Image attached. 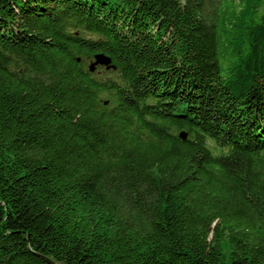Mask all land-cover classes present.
<instances>
[{
    "label": "trees",
    "instance_id": "trees-1",
    "mask_svg": "<svg viewBox=\"0 0 264 264\" xmlns=\"http://www.w3.org/2000/svg\"><path fill=\"white\" fill-rule=\"evenodd\" d=\"M46 259L264 264V0H0V264Z\"/></svg>",
    "mask_w": 264,
    "mask_h": 264
},
{
    "label": "water",
    "instance_id": "water-1",
    "mask_svg": "<svg viewBox=\"0 0 264 264\" xmlns=\"http://www.w3.org/2000/svg\"><path fill=\"white\" fill-rule=\"evenodd\" d=\"M98 67H105L107 70L112 68V59L105 54H96L93 61L89 64L90 73H94ZM50 264H58L52 260L46 259Z\"/></svg>",
    "mask_w": 264,
    "mask_h": 264
},
{
    "label": "rangeland",
    "instance_id": "rangeland-1",
    "mask_svg": "<svg viewBox=\"0 0 264 264\" xmlns=\"http://www.w3.org/2000/svg\"><path fill=\"white\" fill-rule=\"evenodd\" d=\"M103 68V70H101V71H99L98 72V75L99 76H102L103 78H108V77H110V73H109V70H106V68H104V67H102ZM97 71V70H96ZM95 71V72H96ZM94 72V73H95Z\"/></svg>",
    "mask_w": 264,
    "mask_h": 264
},
{
    "label": "clouds",
    "instance_id": "clouds-1",
    "mask_svg": "<svg viewBox=\"0 0 264 264\" xmlns=\"http://www.w3.org/2000/svg\"><path fill=\"white\" fill-rule=\"evenodd\" d=\"M99 54H102V53H99ZM105 55H106V54H105ZM106 56H107V55H106ZM108 57H109V56H108ZM93 59H94V57H93ZM93 59H92V61H93ZM90 62H91V61H90ZM90 62H89V64H90ZM98 68H102V67H98ZM98 68H97V69H98ZM104 68H105V67H104ZM112 68H113V61H112ZM112 68H111V69H112ZM88 69H89V66H88ZM111 69H109V70H111ZM106 70H107V69H106Z\"/></svg>",
    "mask_w": 264,
    "mask_h": 264
}]
</instances>
